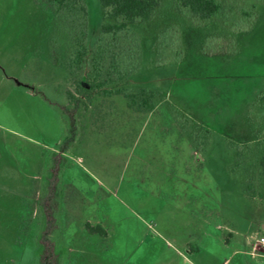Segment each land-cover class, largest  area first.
I'll use <instances>...</instances> for the list:
<instances>
[{
    "label": "rangeland",
    "instance_id": "obj_1",
    "mask_svg": "<svg viewBox=\"0 0 264 264\" xmlns=\"http://www.w3.org/2000/svg\"><path fill=\"white\" fill-rule=\"evenodd\" d=\"M85 1L94 45L117 21ZM218 1L208 23L164 0L130 26L127 88L162 99L137 113L97 96L63 152L68 33L48 5L0 0V264H264V2ZM163 31L179 42L159 49Z\"/></svg>",
    "mask_w": 264,
    "mask_h": 264
},
{
    "label": "trees",
    "instance_id": "obj_2",
    "mask_svg": "<svg viewBox=\"0 0 264 264\" xmlns=\"http://www.w3.org/2000/svg\"><path fill=\"white\" fill-rule=\"evenodd\" d=\"M163 1L99 0L104 20H114L117 23L102 24L98 39L94 45H90V12L85 0H35L37 5L44 4L54 9L70 42L66 43L65 62H55L67 71L76 85V93H68L71 104L61 108L69 119L63 152L70 149L79 135L76 112L82 107L87 108L97 96H123L128 100V107L137 113L155 111L157 100L162 99L161 94L144 88L135 91L127 88L130 78L138 70L137 63L141 58L139 39L130 26L151 20ZM177 3L182 13L190 14L200 23H208L224 12V7L218 0H177ZM165 32L159 34V49H167V43L179 42L176 31L170 36H166ZM201 134L202 136L198 134V138L203 140L200 144L209 142L208 135L203 132ZM235 146L234 143L229 144L231 149ZM237 153L239 157L242 156V146L237 148ZM242 165L241 161L236 162L231 174L236 175ZM251 187L247 185L246 192ZM86 230L90 234H106L101 227L87 225ZM45 264H48L47 259Z\"/></svg>",
    "mask_w": 264,
    "mask_h": 264
},
{
    "label": "built area",
    "instance_id": "obj_3",
    "mask_svg": "<svg viewBox=\"0 0 264 264\" xmlns=\"http://www.w3.org/2000/svg\"><path fill=\"white\" fill-rule=\"evenodd\" d=\"M264 247V234H261V235H257V238H256V247Z\"/></svg>",
    "mask_w": 264,
    "mask_h": 264
}]
</instances>
